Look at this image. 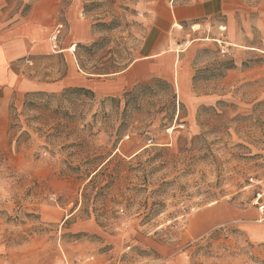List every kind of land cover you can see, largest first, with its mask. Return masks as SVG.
<instances>
[{"label": "rangeland", "instance_id": "374dc122", "mask_svg": "<svg viewBox=\"0 0 264 264\" xmlns=\"http://www.w3.org/2000/svg\"><path fill=\"white\" fill-rule=\"evenodd\" d=\"M54 1L58 50L49 41L27 61L42 81H61L71 60L87 81L125 70L167 0ZM48 5L0 0V32ZM193 27L174 46L177 80L114 97L74 84L11 103L0 118V264H264L254 204L264 199V0Z\"/></svg>", "mask_w": 264, "mask_h": 264}, {"label": "crops", "instance_id": "0c3cea01", "mask_svg": "<svg viewBox=\"0 0 264 264\" xmlns=\"http://www.w3.org/2000/svg\"><path fill=\"white\" fill-rule=\"evenodd\" d=\"M241 1H164L151 12L150 32L145 38L142 56L125 70L87 81L78 77L77 62L71 60L68 74L61 81H42L27 73L26 68L32 55L48 50L50 38L57 27V4L54 0H45L49 4L47 11L40 13L35 10L28 18L0 32V118H6L16 98L21 99L31 92H55L76 84L91 87L98 96L114 97L154 77H175L177 80L175 69L174 76L171 75L174 52H178L174 46L191 27L207 25L219 15L235 13ZM68 50L64 48L60 52L66 53ZM182 86H188V79H182Z\"/></svg>", "mask_w": 264, "mask_h": 264}, {"label": "built area", "instance_id": "2783aa9c", "mask_svg": "<svg viewBox=\"0 0 264 264\" xmlns=\"http://www.w3.org/2000/svg\"><path fill=\"white\" fill-rule=\"evenodd\" d=\"M63 28V25H58L55 32L53 33L52 37L50 38V42H51V49L53 52H56L58 50V35L61 32ZM228 52V49L226 47H222V53H226ZM254 204L256 206H258L259 209V222L262 223L264 222V199H263V195L260 193L258 194V196L256 197Z\"/></svg>", "mask_w": 264, "mask_h": 264}, {"label": "bare ground", "instance_id": "6f19581e", "mask_svg": "<svg viewBox=\"0 0 264 264\" xmlns=\"http://www.w3.org/2000/svg\"><path fill=\"white\" fill-rule=\"evenodd\" d=\"M200 28V25H195L194 27H193V29L195 30V31H197L198 29ZM76 45L75 44H73V45H71L70 47H69V51H76ZM63 51V50H62ZM178 64H179V61H178V59H176V61H175V64H174V68L176 69L175 70V73H178L177 72V68H178ZM178 75V74H177ZM174 130V128H171V130H170V132L171 131H173Z\"/></svg>", "mask_w": 264, "mask_h": 264}, {"label": "trees", "instance_id": "16d2710c", "mask_svg": "<svg viewBox=\"0 0 264 264\" xmlns=\"http://www.w3.org/2000/svg\"><path fill=\"white\" fill-rule=\"evenodd\" d=\"M81 67L84 68V66L82 64H81ZM99 71H100L99 69H96L95 74H99V73H97ZM131 94H132V92H127V93H125V97H129Z\"/></svg>", "mask_w": 264, "mask_h": 264}]
</instances>
